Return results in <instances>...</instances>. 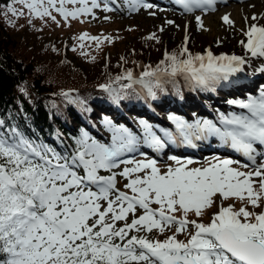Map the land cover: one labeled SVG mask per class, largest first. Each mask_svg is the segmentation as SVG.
Wrapping results in <instances>:
<instances>
[{"label":"snow or ice","instance_id":"1","mask_svg":"<svg viewBox=\"0 0 264 264\" xmlns=\"http://www.w3.org/2000/svg\"><path fill=\"white\" fill-rule=\"evenodd\" d=\"M57 2L13 0L5 15H23L14 3L56 23L50 8L65 20L92 15L101 7L113 11L108 0L103 4L59 0V6ZM125 2L129 12L154 7L144 0ZM174 2L192 13L214 10L217 0ZM66 4L79 7L69 9ZM222 19L232 23L227 15ZM196 20L202 28L201 17ZM244 35L247 42L240 41L244 56L193 54L181 46L179 52H165L155 67L145 66L139 76L126 70L99 88L116 105L136 85L155 100L156 90L164 91L168 83L176 86L178 77L193 90L215 93L218 87L237 83L253 59L264 60V26L252 24ZM85 38L102 42L87 33L79 37ZM146 39L159 40L155 33ZM184 39L186 45L187 28ZM256 72L264 73V64ZM62 95L82 112H91L79 96ZM226 103L241 111L217 109L215 120L193 121L169 114L172 128L140 118L135 131L104 116L100 123L109 133L107 138L98 139L80 127L68 137L57 130L55 144L30 137L19 124L0 118V264H264V211L248 210V205L260 208L264 200V151H258V146L264 148V86L257 95ZM213 138L248 163L214 156L215 163L190 167L192 159L172 155L168 159L175 166L162 170L157 159L141 151L144 147L161 155L170 145L197 149ZM118 177L127 181L124 190L117 186ZM253 177L259 178L258 189ZM232 198L241 207L225 205ZM207 214L210 222L204 223L200 218ZM182 234L186 239L177 238ZM159 235L165 238H156Z\"/></svg>","mask_w":264,"mask_h":264},{"label":"trees","instance_id":"2","mask_svg":"<svg viewBox=\"0 0 264 264\" xmlns=\"http://www.w3.org/2000/svg\"><path fill=\"white\" fill-rule=\"evenodd\" d=\"M9 3H13V0H0V118L9 124H19L30 137L38 135V138L52 144H55L53 134L57 130L68 137L69 134H77L80 127L86 128L98 139L107 138L109 133L100 123L104 116L133 130L132 122L137 126L136 121L140 118L153 123L150 116L152 108L168 117L172 114L171 110L164 109L160 101L186 107L195 102L196 96L215 106L209 92L189 88L182 77L177 78L176 86L168 83L164 91L157 89L155 100L136 85L135 91L129 89L127 98L119 105L113 104L99 85L109 83L126 70H132L135 76H139L145 66L155 67L165 58V52H179L181 46H186L193 54H206L203 49L208 45L214 56L241 53L244 50L241 40L235 43H230L228 39L208 42L197 33H191L185 45L184 40L178 39V25L169 19L167 21H173L172 24L165 20L157 22L129 16L118 22L114 17L99 18L93 12L94 17L86 15L77 19L69 17L65 20L56 16L59 23L55 24L51 18L35 16L20 3H14L13 6L23 15H13L11 12L5 15ZM119 11L123 12V9ZM70 21H76L86 30L78 32L81 27L75 30V25L63 24ZM47 26L57 31L53 38H49L46 33ZM69 29L77 31L78 39L87 33L88 37H100L102 40L99 43L89 38L80 40L86 48L80 63L66 56L70 42L63 44L61 36ZM153 33L159 38L158 41L146 39ZM224 89L218 87L216 92ZM64 92L79 96L91 112H82L77 105L67 103L62 95ZM92 124H95L94 128ZM68 142L71 143L70 140ZM228 203H234L237 209L241 207V202L234 198L226 201L225 205ZM248 210L259 212L260 208L252 209L248 205ZM190 218L196 219L192 214ZM200 219L208 223L210 214ZM165 235L156 238L162 240ZM177 238L183 240L186 236L182 234Z\"/></svg>","mask_w":264,"mask_h":264},{"label":"rangeland","instance_id":"3","mask_svg":"<svg viewBox=\"0 0 264 264\" xmlns=\"http://www.w3.org/2000/svg\"><path fill=\"white\" fill-rule=\"evenodd\" d=\"M153 5H154V7L152 9H143L142 8L139 11L134 12V14H132V16L134 18L139 19V20H142V19L143 20H155L157 22H161L164 20L167 21V19L173 20V21H175V23L179 27L178 39H181V40H185L184 39L185 38V29L187 28V35L188 36L191 33H197L201 38L205 39L208 42L215 41V43H216L217 41L220 42V41L225 40V39H228L230 41V43H235L238 40H241V41L243 40V41L247 42V37L244 35V33L249 29V27L252 24H256L257 26H264V0H246V1H243L242 3L229 2V3L224 4V5H218L216 8H214V10H212L210 12L209 11L204 12V11H201L198 9V10H196L190 14L188 13V14H184V15L179 13V12H176V11H174L168 7H163L162 5H155V4H153ZM57 6H59V0L57 2ZM66 6L67 5H65V7ZM234 6L236 7L234 11L228 10ZM50 11L52 12V15L60 16L61 19H64V17H62L54 9L50 8ZM150 12H154L155 15H150L149 14ZM99 13L102 15L110 14V12H105V11H103V9H102V12L99 11ZM116 14L117 13H114L113 16H116V20L118 22H122L125 20V19H122L123 16L116 15ZM225 15H227L229 17V19L232 21L231 24L224 22V20L222 18ZM197 16L201 17V20L203 23L202 28L198 27V22L196 20ZM253 16L256 17L255 20L252 19ZM47 18H50V17H47ZM63 24L64 25H71V24L75 25L76 26L75 30H78L79 27H81V30H79L78 32L86 30L84 26L79 25L76 21H70L68 24H66V23H63ZM229 28H231V31ZM61 29H64V28H61ZM75 30L69 29L64 35L61 36V38L63 39V44L66 41L70 42V45L68 48V50H69L68 55H66V56L70 59L78 60V62L80 63L81 57L85 56V55H82V53L85 51L86 48H85V43L80 42V39L77 38L78 33ZM45 31H46V33H48L49 38H53L57 34V31L51 30L50 26H47L45 28ZM229 31H230V33L232 32L233 35L229 36V34H230ZM81 44H83V47H81ZM207 49H208V45L204 46L203 51H205V52L209 51ZM222 54L228 55L227 53H222ZM234 54L237 56H244L245 55V49L241 53H235L234 52ZM257 60H258V62H257ZM251 62H252V64L255 63L254 65L264 64V60H260V59H253ZM247 67H248V65L245 66V70L249 72ZM258 74H261V73H258ZM238 78L243 79L241 76H239ZM244 78H245V76H244ZM253 78H255V77L252 76V79ZM261 78L262 77H260V76H258L256 78V81H259V82H257L255 85H261L260 82L263 81V80H260ZM246 86L249 87V84L248 83L246 84V82H244L243 88H247ZM258 91H259V89H258ZM225 93L228 95V91H226ZM234 94L235 95L239 94L236 96L234 95L235 99H245L244 98L245 95L246 96L249 94L252 95V93H248V92H244V93L240 92V93H234ZM209 95L215 97L216 100L219 101L218 104H220V105H224V103L227 105L226 101L228 99H231L230 97H227L226 95H222V93L216 94V93L210 92ZM255 95H257V94H255ZM224 96H226L228 99L227 100L224 99L223 98ZM217 97H218V99H217ZM219 99H221V100H219ZM199 102H203V101H199ZM139 106L140 105H137V107H139ZM196 106H198L200 108L199 103H197ZM206 106H208V105L206 104ZM139 108H142V107H139ZM181 108H183V107H181ZM232 108H233V110H238L234 106ZM212 112L216 117V115H217L216 111L214 110ZM159 116L161 117V115H159ZM37 136L35 138H38ZM38 139H40V138H38ZM248 170H250V169H244L243 168V171H248ZM254 187L258 189L259 185L256 183V184H254ZM121 190H124L123 187H121ZM263 207H264V205H263Z\"/></svg>","mask_w":264,"mask_h":264},{"label":"bare ground","instance_id":"4","mask_svg":"<svg viewBox=\"0 0 264 264\" xmlns=\"http://www.w3.org/2000/svg\"><path fill=\"white\" fill-rule=\"evenodd\" d=\"M235 6L234 7H232V8H230V9H228L229 11H234L235 10ZM257 62H258V60H257ZM255 63H253L252 64V62L250 63V65H248V70H249V72L248 71H245L244 73H243V75L246 77V79H247V81L249 82V84H253L254 82H255V80H256V78L258 77V76H261V77H264V73L262 74H258V72H256V69L257 68H259L262 64H257V65H254ZM251 69V70H250ZM241 74H239V76H240ZM252 76L253 77H255V78H253L252 79ZM260 80H263L262 82H260V84H263L264 83V79H260ZM242 81L243 82H245V80H243L242 79ZM257 82H259V81H257ZM256 82V83H257ZM239 83H240V80H239V78H238V82L237 83H235V84H233V85H235L236 87H238L239 86ZM255 83V84H256ZM247 84V83H246ZM247 87V86H246ZM186 108L187 107H183V109L184 110H186ZM152 114L150 115L152 118H155L154 117V114H153V112H151Z\"/></svg>","mask_w":264,"mask_h":264}]
</instances>
